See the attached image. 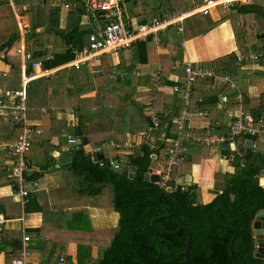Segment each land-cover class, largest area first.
<instances>
[{"label":"crops","instance_id":"obj_1","mask_svg":"<svg viewBox=\"0 0 264 264\" xmlns=\"http://www.w3.org/2000/svg\"><path fill=\"white\" fill-rule=\"evenodd\" d=\"M48 1L49 11L44 12L43 23L49 21L51 13L54 15L57 11L60 28L65 29L70 12L68 13L62 8L61 0ZM12 2L15 6L13 0ZM39 2L42 7L46 4V0H39ZM203 2L204 0H122V5L125 9L126 22L129 21L135 25L140 20L150 21L171 14L183 13ZM32 5V3H25L18 6L19 13L15 9L16 6L11 5L15 16L10 14L5 5L0 6V42L12 24H17L20 34L22 31L28 33L33 18L29 17L27 11H30ZM126 8L129 13L126 12ZM256 11L264 13V0H250L249 3L238 6L237 13L234 14L230 12L227 15H221L218 12H211L209 16L198 14L202 17L195 18L190 24L192 31L199 35L180 43L183 56L181 58L176 48L160 43L158 36L150 38L143 44L139 43L130 50L110 55L111 62H103V58L108 55L103 56L101 68L104 74L100 77L108 80L98 84V87L106 86L108 93L99 99L100 105L104 106L103 111L99 108V113H92L84 118L77 110L71 114L62 111L56 115L54 113L57 108H52V112L49 111L51 110L49 108L46 110L42 108L41 114H34L33 118L37 119L30 123L40 129L42 135L34 136L32 151L28 153L30 175L40 174L36 180L39 183V188L34 190L28 199L27 206L30 212L26 209L27 207L23 210L15 185L9 180L7 172L14 162V158L6 152L4 146L17 140L18 125L14 123L11 116L0 114V205L4 210V220L0 222V264H13L16 259L23 257L24 249L31 253L28 264H78L80 244L85 245L84 241L87 239L91 241L92 236L96 234L104 232L108 234V231L111 230L114 232L118 226L120 215L112 207L110 188L102 187L96 196L82 194L78 191V189H83L79 178L72 173L65 175V171L71 172L69 168L73 163L75 152L71 155L70 165L63 168H56L59 156L68 153L70 137L78 141L84 139L87 141V145L83 149L87 155V152L102 154L105 156L104 161L108 160L111 164L113 158L119 156L117 158L120 164L124 163L126 166H131L129 161L131 156L139 158L143 155V145L148 144L154 147V145L160 146L163 143L170 144L172 139H168L166 134L169 132L170 126H172L171 133H175V121L184 105L181 96L175 94L172 88L178 80L183 79L182 75L185 77L183 70L186 63L191 62L197 68L213 69L212 65L220 58L228 55L238 57V62L235 64L237 66L235 76L232 78L230 75H226L232 78L236 85L235 88H227L222 80H217L215 83H203L202 87L195 89L197 96L193 99L192 110L195 112L202 110L207 114L204 118L194 117L189 121L188 126L198 136L227 134L229 124L239 114V105H236L235 101L239 93H243L246 98L244 105L247 113L253 116L254 111H260L258 107L261 100L263 102L264 96L263 55L260 52L250 53L249 51L255 45L258 48L262 47L261 43L255 44L256 41L254 42V36L261 39L264 34V20L255 15ZM82 25L88 27L87 18H83ZM45 28L41 27L38 30L39 33L43 32L44 34L35 39L34 45L45 49L52 46L54 53L66 48L61 42L56 45L55 35L52 33L50 35ZM179 34H185V30L184 33L179 32ZM19 41L21 42V39ZM19 41L11 50L6 46L0 49V92L16 90L21 87L22 64L16 53L20 45ZM250 54H258L260 61L255 63L249 60ZM6 58H8L7 61ZM227 65L223 69H226ZM114 68L127 71L128 69L138 70L145 74L160 71L163 81L158 91L154 90L153 83L151 86L147 82L140 83L139 81H133L137 86L136 90L124 91L116 81L106 77L118 70ZM84 72L86 73V71L79 72L80 85H86L89 88L90 85L82 78ZM50 78L30 83L28 109L33 107L35 95L44 92L43 85L45 83L33 88L31 86ZM59 82H62V79L55 82L49 80L47 83L60 85ZM94 92L88 95L85 93L83 96L94 97ZM133 97L142 103L138 105L137 109H135L137 104H134ZM199 98L204 100L202 108L199 101L197 102ZM125 99L129 101V104L126 102L127 105H121ZM108 100L112 101L110 106H107ZM152 105L158 111L161 126L147 135L150 121L147 123L146 117L149 115ZM40 106L43 107L41 104ZM93 110L97 112L95 107ZM261 113L264 117V110H261L259 114ZM80 124L85 126L83 133L86 134L82 136H79V130H76ZM258 125L264 126V123H258ZM68 127H70L69 130H67ZM248 140L251 139L242 136L236 142L243 144ZM111 144L122 145L124 149L114 150L115 148ZM184 145L186 161L174 172V180L181 182L179 186L181 184L198 185L200 187L198 200L203 204L211 203L218 194L222 193L223 183L217 181L222 180L223 175L233 174L236 170L235 166L238 164L241 167L248 164L249 159L235 156L239 146L236 150L232 148L233 150L225 151L222 150L225 145L219 147L200 146L187 140ZM101 149L102 152L104 149L106 150L102 153ZM92 150H100V153L92 152ZM166 150L167 148L159 157L153 156L154 162L150 169L156 174L165 169ZM106 151L108 155L105 153ZM255 151L261 155L257 147ZM54 164L55 167H52ZM56 170L59 171L56 172ZM185 178L191 182H185ZM99 197H101L100 200H97ZM16 206L20 207L21 216L15 212ZM2 233L6 234L10 244H15L21 249L16 250L5 245L2 241ZM254 234L257 241L255 231ZM25 236H29L31 240L25 242ZM257 247H259L258 243ZM62 258L65 259L64 262H61ZM93 258H95L94 255Z\"/></svg>","mask_w":264,"mask_h":264},{"label":"trees","instance_id":"obj_2","mask_svg":"<svg viewBox=\"0 0 264 264\" xmlns=\"http://www.w3.org/2000/svg\"><path fill=\"white\" fill-rule=\"evenodd\" d=\"M13 1L16 7L25 3L33 4L29 9L30 11H27L29 12V17L33 18V22L26 35V50L31 53L34 61H44L45 68L55 69L73 61L75 55L72 50L66 49L68 46L72 45V47L79 49L87 45L90 29L82 25L86 11L83 7H80L84 4L85 0H68L71 6H76V8L73 12L69 13L68 24L65 29L60 28L57 11H55L54 15L51 13V19L43 23V19L45 18L44 12L47 13L49 11V7L47 6L48 0H46V4L43 7L39 0ZM2 5H5L10 14L15 16L9 2L0 0V6ZM255 15L264 20V13L256 11ZM196 17H198V14L184 21L185 34H182L183 36L179 34L176 28L171 27L167 32L158 35L159 42L165 45H172L173 48L179 50L180 43L183 40H189L199 35V33L192 31L190 24ZM150 21L140 20L136 24L148 23ZM127 23L131 26L129 21ZM41 27H46L45 29L50 35L51 33L55 35L53 37L55 38L54 42L56 45L61 42L66 47L60 52H55V59L52 61L45 62L46 49L42 47L38 48L34 45L35 39L44 34L43 32H38ZM19 40L20 31L18 26L17 24H12L6 36L0 42V46L2 43H6V48L11 50ZM140 44H143V42ZM127 50L130 49L123 51ZM7 60L8 58H6ZM236 62H238V57L235 55L220 58L212 65L216 73L214 78L197 79L194 82L191 98L192 108L194 107L193 99L197 96V90L195 89L202 87L203 83H215L217 80H222L226 75H230L233 78L237 71ZM220 63L222 65H219ZM226 64H228L226 69H223ZM114 69H118L115 70L118 73H131V69H128V71L119 68ZM66 70L75 73L72 80L79 85L81 82L78 77L79 72L86 71V73L84 72L85 74L91 75L86 68L78 70L74 68L61 69L52 78L45 79V81L48 82L50 80V82H53ZM106 77H109V80L111 78L109 75ZM181 77L183 79L178 80L175 84L184 85L185 77L183 75ZM133 81L152 83L150 78L137 77H129L126 81H117L116 83L121 85L124 91H129L137 88ZM162 81L163 77L160 84ZM223 83L226 85L225 87H231L229 83L225 81ZM80 87L87 88L86 85H80ZM198 101L202 108L204 100L199 98ZM235 101L236 105H239V101L236 98ZM28 102L29 96L27 95V111H29ZM126 102L129 104V101L125 99L122 101V105H127ZM83 109L87 111V114L85 111L77 110L81 117L85 118L92 114L87 110V107H83ZM258 109L260 111H254L253 117L257 123H264L262 122L264 119L263 113L259 114L261 110H264L262 100ZM87 120L90 119L87 118ZM146 121L147 123L150 121L149 115H147ZM174 126L175 133H171L172 126H170L169 132L166 134L168 139L174 140L177 138L176 125ZM84 129L85 126L83 124L77 127L76 130H79V136L86 134L83 133ZM18 130L20 133L21 127L19 125ZM248 139L257 143V149L261 153L258 164L254 165L251 163V160H248V164L245 167H241L238 164L235 166L236 170L233 174L223 175L222 180L217 181H222L223 183L222 193L218 194L209 204L199 202L200 187L198 185L191 184L186 190H183L182 186H179L175 192L170 194L178 206L175 214H173L175 206L168 197L166 190L161 189L158 185L146 183L144 180L145 174L154 162L153 156L159 157L166 148L167 155L171 144L163 143L160 146L154 145V147L145 144L142 146L143 155L141 157L134 158L131 156L129 158L130 165L136 168L134 179H129L128 175L115 171L108 160H105L102 166L99 162L94 163L84 150L80 152L76 151L73 154V163L69 170L74 176L79 178L83 189H78V191L85 195L96 196L102 187H109L112 193V207L120 215L118 226L114 230L113 235H110V237H108L107 233L103 236L95 235L99 239H109L104 249L100 252L99 257L96 259L92 257V247L94 243H98L96 239L93 238L94 240L89 241L87 245H79L78 264H184L182 253L186 250L187 233L181 232L175 236H167L152 226L154 219L164 215H171L157 222L158 227L164 231L174 232L183 226L191 231L190 264H235L231 254L232 244L233 255L238 264H264V257L257 255V241L252 227L258 213L264 210V188L255 184L257 178L261 179L264 177V150L263 147L259 148L258 146V143L264 145V140L259 137H248ZM186 140L204 146V144L196 143L192 138H185L184 142ZM120 166L126 165L122 163ZM52 167H55V164ZM39 176V173L28 174L26 178L36 181ZM26 207L28 210L29 207ZM35 232L37 231L35 230ZM1 235L5 245L11 246L16 250L21 249L20 247H16L15 244H10L11 242L8 241L6 234L2 233Z\"/></svg>","mask_w":264,"mask_h":264},{"label":"built area","instance_id":"obj_3","mask_svg":"<svg viewBox=\"0 0 264 264\" xmlns=\"http://www.w3.org/2000/svg\"><path fill=\"white\" fill-rule=\"evenodd\" d=\"M9 2L12 6V0H3ZM250 0H204L203 3L194 5L183 13L171 14L163 18H155L148 23L130 24L126 22L125 10L122 6V0H85L80 7L86 11L87 25L90 29L87 45L82 48H74L72 45L66 49L72 50L75 58L60 68L47 69L44 67V61H34L31 53L26 50V32H21L19 46L16 50L22 64L21 87L16 90H3L0 92V114L11 116L14 123L21 127L18 138L15 142L5 144L4 149L14 158V162L7 169L8 178L15 185L20 204L23 210L28 204L30 194L39 188V183L28 180L26 176L30 174V165L27 154L32 148L34 136H40L42 131L31 124L28 119L27 95L31 82L43 78H50L61 69H83L86 68L91 75L100 77L104 74L101 68V58L105 55L117 54L123 50L131 49L135 45L145 42L152 37H157L160 33L167 32L171 27L176 28L178 32H184V21L196 14L210 15L216 6H223L230 13H237V7L249 3ZM62 8L68 13L73 12L76 6H71L68 0H61ZM15 7V6H14ZM17 13L20 9L15 7ZM29 32V31H28ZM55 59V53L52 46H48L45 53V62ZM248 59L253 62H259L258 54H250ZM184 85L175 84L173 91L181 96L184 105L179 113L175 125L177 129V138L171 141L166 156L165 169L160 172L161 179L157 185L167 190L174 180V172L179 169L186 161L185 138H192L196 143L207 146H222L234 144L242 136L259 137L264 140V126H259L254 117L245 110V98L239 93L236 99L239 101V114L229 124L226 135H207L200 137L188 126L189 121L194 118H204L206 112L192 110L191 98L194 89V82L197 79H211L216 76L214 69H204L194 67L191 62L184 65ZM129 77L150 78L155 91L160 89L162 80L161 72L145 74L138 70L127 72H113L111 78L114 81H126ZM223 81L230 84L232 88L236 85L230 76H225ZM157 95V94H156ZM155 95V98L157 96ZM226 100V98H225ZM150 126L147 129V135L159 129L160 118L154 105L150 109ZM76 139L70 137L69 143H75ZM255 143V142H254ZM115 150H122L124 146L111 144ZM127 146V145H126ZM128 147V146H127ZM257 143H255V149ZM100 153V150H93ZM102 152V149H101ZM113 166V165H112ZM183 190L187 185H181ZM31 238L25 236L24 241L29 242ZM31 253L23 250V257L16 259L13 264H28V258ZM64 262V259H61Z\"/></svg>","mask_w":264,"mask_h":264},{"label":"rangeland","instance_id":"obj_4","mask_svg":"<svg viewBox=\"0 0 264 264\" xmlns=\"http://www.w3.org/2000/svg\"><path fill=\"white\" fill-rule=\"evenodd\" d=\"M126 12H128L127 8H126ZM214 12H218V14H221V15H225V14L227 15L229 11L227 9H225L223 6L219 5V6H216L212 10V13H214ZM201 15H203V14H201ZM200 16H198L196 18H200ZM254 42H255V44L257 42L261 43L262 47L258 48V46L255 45V46H252L249 49V51H250V53L260 52L263 55V62H264V38L261 37V39H258L256 36H254ZM177 52L179 53V57L181 58L182 51L179 49V50H177ZM244 57H242V60H244ZM106 61L111 62L110 55L103 58V62H106ZM103 65L105 66V64H103ZM74 74L75 73H73L72 71H68V70L63 71L60 74V76L56 79V80L62 79V82H59V83H61L60 85L49 84V83H47V81L44 80V81H41V82L36 83V84L31 86L33 88V87H36L42 83H45L43 85L44 92L39 94V95H35L34 105H33V107H29V111H28L29 121L36 120L37 118L34 119L33 115L34 114H38V115L41 114L42 108H45V110L49 108V109H51V110H49L50 112H52V108H57L56 112L54 113L56 115L58 113H62V111L66 114H71L74 110H78V109L85 111V113L87 114V111L84 110L83 107H87V110L90 111L91 113H99V108L101 109V111H103L104 106L102 107L100 105L99 99H101L102 97L107 95L108 88L106 86L99 88L98 84H100L101 82L106 81L108 79L96 77L94 75L84 74V76L82 78L90 86H89V88H82V87L78 86L75 82H73L72 78H73ZM56 80H54L53 82H55ZM151 89H152V87H151ZM134 90H136V89H134ZM91 92H94V94H95L94 97H84L83 96L85 93L88 95V94H91ZM133 99H134V97H133ZM137 100L138 99H134V104H137L135 106L136 107L135 109L138 108V105L142 104L141 101H137ZM97 101L99 104L97 103ZM40 104L43 107H41ZM111 104H112V101L108 100L107 106H110ZM107 106L105 105V107H107ZM94 107L97 109V112H95L93 110ZM150 109H149V113H150ZM69 129H70V127L67 128V130H69ZM258 146L264 148L263 144L258 143ZM105 153L108 155L107 151ZM58 171L59 170H56V172H58ZM65 175H71V172L65 171ZM100 198L101 197H99L97 200H100ZM15 208H16L15 212H17L18 216H21L20 207L16 206ZM111 231H113V230H111ZM111 231H108V237H110V235H113V232H111ZM105 233L106 232L99 233L96 235L103 236V235H105ZM92 237L94 239H96V241L98 242V243H94V245L92 247V248H94V250L92 249L93 250L92 257L94 255L95 256L94 259H96L97 257H99L100 252L104 249V246H106L105 244H107L106 242L109 239H99V238H97V236H92ZM93 238H91V241L94 240ZM89 241H90L89 239L85 240L84 241L85 245H87ZM62 259H64V258H62ZM64 261H65V259H64Z\"/></svg>","mask_w":264,"mask_h":264},{"label":"water","instance_id":"obj_5","mask_svg":"<svg viewBox=\"0 0 264 264\" xmlns=\"http://www.w3.org/2000/svg\"><path fill=\"white\" fill-rule=\"evenodd\" d=\"M263 36H264V34H262V37ZM5 46H6V44H3L0 47V49L4 48ZM263 104H264V96H263ZM159 144H160V142H159ZM86 145H87V141L85 139L82 141L76 140L75 143H70L68 153H64V154H61L59 156L56 168H63V167L69 166L70 160H71V155L76 151L77 152L82 151ZM238 146H239V148H237ZM232 148L235 150L237 148L235 156H240V157H243L245 159H249L252 161V163L254 165H257L260 155L257 151H255L254 141L248 140L246 143H243V144L235 142L231 146L225 145L222 148V150H225V151L226 150H233ZM92 152H93V150H92ZM87 153H88V155L91 156V158L94 162H97V163L99 162L102 166L104 165V159H105L104 155L93 154L91 152H87ZM112 165H113V168L115 171L128 175L129 179L135 178V171H136L135 167L120 166V162H119V159L117 157L113 158ZM160 179H161L160 174L154 173L152 169H150L149 172L145 175V182H147V183L151 182L152 184L157 185V183H159ZM262 181H264V179L257 178L255 181V184L264 188V184ZM185 182H191V181L188 180V178H185ZM180 183L181 182L173 181V182H171L170 186L166 190L168 197L170 198V200L173 202V204L175 206V211L173 214H175L177 212L178 206H177V203L174 201V199L170 196V194L172 192H175L178 189ZM3 213H4L3 207L0 205V222H2L4 220V216H3L4 214ZM170 216L171 215H164V216H161L159 218L154 219L152 221V226H154L160 232H162L163 234H165L167 236H175L181 232H186L188 235L187 245H186V250L182 253V256L184 257V264H190L191 263L190 262L191 261V246H192V233H191V231L187 227L183 226L174 232H167V231H164L163 229H161L160 227H158V225H157V222L159 220L166 219ZM253 229L257 235V243L260 245V247H263L264 246V210L260 211L258 216L256 217L255 222L253 224ZM231 254L233 256L235 264H238L235 256L233 255V244L231 245Z\"/></svg>","mask_w":264,"mask_h":264},{"label":"bare ground","instance_id":"obj_6","mask_svg":"<svg viewBox=\"0 0 264 264\" xmlns=\"http://www.w3.org/2000/svg\"><path fill=\"white\" fill-rule=\"evenodd\" d=\"M263 182V184H264V181H262ZM259 245V244H258ZM257 255L260 257H264V246L263 247H260V245H259V247H258V249H257Z\"/></svg>","mask_w":264,"mask_h":264},{"label":"flooded vegetation","instance_id":"obj_7","mask_svg":"<svg viewBox=\"0 0 264 264\" xmlns=\"http://www.w3.org/2000/svg\"><path fill=\"white\" fill-rule=\"evenodd\" d=\"M258 214H259V213H258ZM257 216H258V215H257ZM257 216H256V217H257ZM255 219H256V218H255ZM254 222H255V220H254ZM254 222H253V224H254ZM252 226H253V225H252Z\"/></svg>","mask_w":264,"mask_h":264}]
</instances>
